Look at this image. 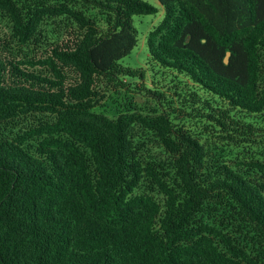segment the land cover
Wrapping results in <instances>:
<instances>
[{"label":"trees","instance_id":"1","mask_svg":"<svg viewBox=\"0 0 264 264\" xmlns=\"http://www.w3.org/2000/svg\"><path fill=\"white\" fill-rule=\"evenodd\" d=\"M158 1L152 72L147 1L0 0V264H264V0Z\"/></svg>","mask_w":264,"mask_h":264},{"label":"rangeland","instance_id":"2","mask_svg":"<svg viewBox=\"0 0 264 264\" xmlns=\"http://www.w3.org/2000/svg\"><path fill=\"white\" fill-rule=\"evenodd\" d=\"M149 2L151 5L158 8V12L154 14H146V15H135L133 17L134 25L138 32V44L133 49V51L124 57L120 62L125 67H131L134 69H145L151 68L150 71L155 72L157 68L152 69L151 66H153V62L150 59V54L147 47V38L149 35V32L157 26L161 20L164 18V9L161 6L160 2L158 0H144ZM0 25L5 28V30L8 29V22L7 20L2 17L0 13ZM51 36V34H49ZM129 77V78H128ZM127 78H124V80L127 82L128 85L117 88L113 94L104 101V106L99 109V111L106 112L108 115L115 116L123 109L125 110L128 107L129 102L133 97H139V107L151 111L152 107H155L157 103L156 97L153 98L151 94H148L147 92H142L140 88H142V82H145L147 84L152 83L153 85H156L154 82H152V75L150 72H147L145 79L138 80L139 76L132 77L128 76ZM165 83H169L168 79H163ZM159 86V85H158ZM133 90L129 92L128 90ZM150 95V96H148ZM134 100H136L134 98Z\"/></svg>","mask_w":264,"mask_h":264},{"label":"water","instance_id":"3","mask_svg":"<svg viewBox=\"0 0 264 264\" xmlns=\"http://www.w3.org/2000/svg\"><path fill=\"white\" fill-rule=\"evenodd\" d=\"M230 56H231V52H228V53H227V56H226V58H225L226 63H229V58H230Z\"/></svg>","mask_w":264,"mask_h":264}]
</instances>
